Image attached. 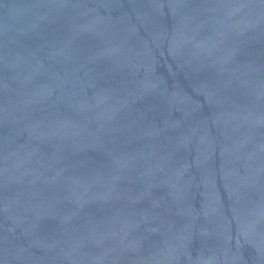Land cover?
<instances>
[{
  "label": "water",
  "instance_id": "1",
  "mask_svg": "<svg viewBox=\"0 0 264 264\" xmlns=\"http://www.w3.org/2000/svg\"><path fill=\"white\" fill-rule=\"evenodd\" d=\"M0 264H264V0H0Z\"/></svg>",
  "mask_w": 264,
  "mask_h": 264
}]
</instances>
